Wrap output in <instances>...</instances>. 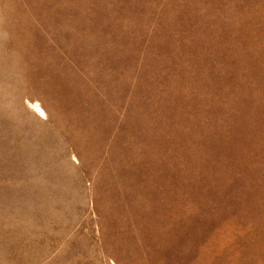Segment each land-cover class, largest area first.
<instances>
[{
	"label": "rangeland",
	"instance_id": "rangeland-1",
	"mask_svg": "<svg viewBox=\"0 0 264 264\" xmlns=\"http://www.w3.org/2000/svg\"><path fill=\"white\" fill-rule=\"evenodd\" d=\"M0 264H264V0H0Z\"/></svg>",
	"mask_w": 264,
	"mask_h": 264
},
{
	"label": "bare ground",
	"instance_id": "bare-ground-1",
	"mask_svg": "<svg viewBox=\"0 0 264 264\" xmlns=\"http://www.w3.org/2000/svg\"><path fill=\"white\" fill-rule=\"evenodd\" d=\"M62 89V88H61ZM36 109V108H35ZM37 110L40 112V113H42V114H44L45 112H44V110L40 107V106H38L37 107ZM75 115V114H74ZM84 118V117H83ZM93 124V123H92ZM82 131V130H81ZM85 135V134H84Z\"/></svg>",
	"mask_w": 264,
	"mask_h": 264
}]
</instances>
